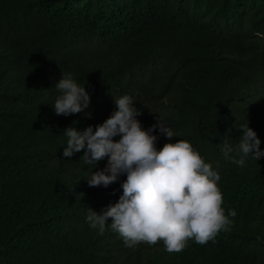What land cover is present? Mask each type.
<instances>
[{
    "label": "trees",
    "instance_id": "obj_1",
    "mask_svg": "<svg viewBox=\"0 0 264 264\" xmlns=\"http://www.w3.org/2000/svg\"><path fill=\"white\" fill-rule=\"evenodd\" d=\"M64 73L90 95L84 112L55 114ZM124 95L144 130H173L152 133L157 150L186 140L219 173L236 215L207 244L128 248L90 226L127 176L90 187L109 158L64 157V131H95ZM247 123L264 152V0H0V264H264V156L222 151Z\"/></svg>",
    "mask_w": 264,
    "mask_h": 264
},
{
    "label": "clouds",
    "instance_id": "obj_2",
    "mask_svg": "<svg viewBox=\"0 0 264 264\" xmlns=\"http://www.w3.org/2000/svg\"><path fill=\"white\" fill-rule=\"evenodd\" d=\"M56 89L61 93L53 106L56 115L71 116L89 108L90 95L71 73L63 74ZM115 102L117 111L95 131L92 127L84 131L69 127L64 131L68 138L64 157L84 151L81 161L89 165L109 158L108 166L88 179L90 187L108 188L122 175L127 176L122 184L123 195L116 204L109 205L103 214L88 208L90 226L101 235L110 227L128 248L141 242L155 245L163 241L169 253L183 251L193 239L205 245L221 230H227L229 216L235 217L236 212L230 210L229 216L225 215L219 173L186 140L166 143L157 150L159 137L152 133L159 128L160 134L171 140L173 130L161 120L144 130L136 119L142 112L134 106L133 97L124 95ZM240 131L243 135L237 147L225 141L222 151L225 159L243 166L249 155L259 160L264 152L248 123ZM117 136L121 137L118 142L113 139ZM233 152L239 159L230 155Z\"/></svg>",
    "mask_w": 264,
    "mask_h": 264
}]
</instances>
